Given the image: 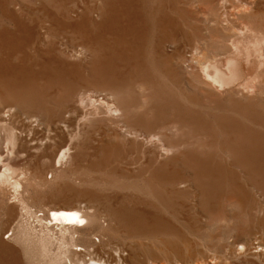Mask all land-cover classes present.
I'll list each match as a JSON object with an SVG mask.
<instances>
[{"label": "bare ground", "instance_id": "obj_1", "mask_svg": "<svg viewBox=\"0 0 264 264\" xmlns=\"http://www.w3.org/2000/svg\"><path fill=\"white\" fill-rule=\"evenodd\" d=\"M24 1L0 0V10L14 18L17 17L18 12L22 15H29L31 8L28 7V2L25 5ZM93 1L55 0L56 9L46 4L38 8L45 22L49 24L47 31L50 34L54 33L56 36V33L59 35L64 30H70L69 32L77 35L81 34L84 43L80 50L83 52L84 48L83 54H89L92 57V60L88 61L89 64L85 65L90 74L87 72L85 76L80 74L84 70L81 63L66 62L68 64L64 65L57 55L54 58L47 49L43 50L40 55L38 54V58L31 57L28 48L33 49V45L37 43L35 41L38 39L39 30L37 24H27L26 17L18 19L21 17L19 15L14 20L17 24L14 32L0 31V203L8 205L10 217L9 224L7 223L9 227H1L0 236L3 235V239L11 238L16 242L14 246L11 242L0 238V264H86L88 261L86 256L98 252L101 246L91 243V235L79 232V229L88 223V214L81 210L79 203L88 200L93 204L94 201H101L102 198L95 197L92 193L78 194L70 188L57 201H52L51 204L49 202L44 208L33 209L22 200L20 193L22 180H25V173L20 169L21 164L28 170H32L35 176L42 180L45 167L43 168L41 160L55 159L54 164L58 166L57 164H60L62 160L71 158L78 144L77 141H80L81 134L84 135L82 133L84 128H86L88 138H98L101 143L99 150L105 157L130 153V156H133L131 160L134 158L137 160L139 154L143 155L146 158L143 169L150 174L149 181L152 182L151 188L155 197L161 198V201L170 203L173 207L184 209L185 205L177 201L181 200L177 199L179 198L177 190H173L174 193L171 192L173 195H168L164 191H161L162 193L156 191L155 179L160 175L158 173L163 166L154 161L160 154L152 148L153 143L162 141V135L169 128L174 129L169 130L175 131L176 134L179 133L182 138L169 141V143L166 141L167 144L162 143L163 150L169 152L186 139L189 140L191 128L205 130L208 132L206 136L211 138L215 135L214 129L217 125L216 129L219 128L223 141L216 142L224 144L231 154L242 161L253 175V177L250 176L252 179L258 173L260 177L253 180V184L264 192V109H255L247 103L245 105L242 97L248 96L250 101L256 99L255 96L264 95V29L257 30L248 28L246 25L245 30H241L238 36L231 39L232 48L230 50L222 55L215 52L217 55L209 60L197 59L196 64H190L192 70L195 68L193 75L196 76V81H200L204 86L202 87L203 97L213 99L212 104L215 106L213 111L221 109L225 112L221 105L224 104L223 101L228 100L232 106L227 112L214 115L208 111L214 116L211 117L213 121L209 122L195 110L199 104L196 97H190L182 92L180 93V97L184 98L182 101L183 99L174 96L175 94H169L164 88L153 83L154 89L150 92L151 98H149L151 115L145 117L144 114H139L132 109L131 97L126 93L127 89L125 90L130 85L129 82L127 85L129 78L127 76L130 73L122 71L134 61L132 44L135 42V45H138L139 43L138 46L142 48L150 37L149 34L147 35L148 29H157L162 30L161 32L167 31L168 34L161 36L158 34L155 37L157 38V54L162 56L166 54V57L171 58V54L165 47L172 45L177 47L179 62H194V56L192 54L187 58L181 52L182 37H179L181 30L177 29L178 25L166 12L167 10L165 12L162 10L163 7L159 10L154 8L149 13L145 12V7L142 6L143 18H138L136 0H101L99 10L93 7ZM158 1H160L159 4L162 3L161 0ZM103 6L109 10L107 14ZM247 8L232 14L238 18L240 15L253 13L247 12ZM111 12L125 17L126 23L118 21ZM118 23L122 37L117 32ZM135 24L138 27H135ZM130 32L134 35H128ZM138 46L135 50L141 53ZM220 61L228 68V76L217 66ZM63 72L78 74L62 77ZM141 80L144 82V79ZM63 81L65 82L64 87ZM233 83L235 85H229ZM227 93H240L241 98L238 97L239 95L236 98V94L228 95ZM198 97L200 98L199 95ZM191 104L195 107L192 108ZM123 115L125 120L121 119ZM100 119H106L109 127L107 126L106 129L102 127L103 130L95 132L94 135L90 131L92 121L97 122ZM121 121H125L127 123L124 122L125 126H129L130 129L124 128ZM142 121L158 128L157 132L144 135L152 144L149 148H144L146 145L143 146L144 142H141L144 136L138 132L136 127V124ZM81 128L84 130L82 131ZM42 130L46 133L43 137L40 134ZM104 137L107 138L106 141H103ZM190 155L185 152L181 157L173 156L170 159L187 161L189 165L190 162L196 163L189 158ZM17 160L22 161L20 165ZM192 165L200 167L194 173L193 181L200 186V196L205 206L217 195L219 196L226 182H229L238 192L247 195L237 173H225L226 170L223 169L224 172L219 168H204L200 162ZM177 181L178 184L188 185L186 183L188 180ZM11 192L12 196H8ZM175 192H177L176 196ZM88 204L87 208L90 207ZM121 209H111V214L120 219L122 224L133 226L136 229L135 232L156 234L154 225L160 224V221L153 214L154 211L137 208L142 219L138 215L136 216L138 222L129 223L130 214L134 210L128 208L126 218H122ZM187 215L184 216L185 219ZM54 227H59L58 231ZM84 236L86 237L85 244L79 245L78 241Z\"/></svg>", "mask_w": 264, "mask_h": 264}, {"label": "rangeland", "instance_id": "obj_2", "mask_svg": "<svg viewBox=\"0 0 264 264\" xmlns=\"http://www.w3.org/2000/svg\"><path fill=\"white\" fill-rule=\"evenodd\" d=\"M24 2L25 5L28 2L27 5L31 8V11H29L31 13L29 15L23 14L25 15L23 16L18 12L16 16H21L18 19H25L24 17H26V23L30 25L37 24L39 30L37 32L38 39L35 41L37 43L33 45V49L32 47L28 48L29 55L38 58L40 53L47 49L54 58L57 55L64 65L71 62L81 63L84 70L80 74L83 76L88 74L89 71L86 66L89 64L88 61L92 60V57L89 54H83L84 48L82 49L83 52L80 50L82 43H84V39L80 36L81 34L78 33L77 35L69 32L70 30H64L59 35L55 31V36L54 33L50 34L47 31L49 24L47 21L45 22V18L38 8L46 4L56 9L57 3L55 0H25ZM136 2L138 18H143L141 15L142 6L143 8L145 7L144 11L149 13L154 8L159 10L163 7L162 10L164 12L167 10L166 12L178 25L177 29L181 30L180 33L182 35H179V37H182L180 42L181 52L187 58L193 54L194 62H179L178 57L180 56L178 55L177 47L172 45L165 47L167 52L171 54V58L166 57V54L163 56L159 55V53L157 54V38L155 37L158 34L159 36L168 35L167 31L161 32L162 30L148 29L149 33L147 32V35L149 34L150 37L142 48L138 46L139 43L138 45H135V42L132 44V51L135 54L132 53L134 61L130 64L135 66L132 68L129 64L122 71L123 73H130L127 76V78L129 77L127 85L128 82L130 85L125 90L127 89L126 93L131 97L132 109L139 114H144L145 117L151 115L149 98H151L150 92L153 91L154 85L161 86L169 94H175L174 96L179 97L181 100L183 99L182 101H184V98L180 97L182 92L190 97H196L199 104L196 107L191 104L192 108L195 107V110L209 122L213 121L211 117L214 116L209 114L208 111H211L214 115H221L231 109L232 103L226 100L221 105L225 112L218 108V111H213V108H215L214 104H212L213 99L203 97L204 91L202 87L204 88V86L200 81H196V76L193 75L195 68L192 70L190 64H196L197 59L209 60L215 57L217 53L222 55L230 50L232 48L231 39L238 36L241 30H245L246 25L248 28L263 30L264 0H161L163 5L162 3L159 4L160 1L158 0H136ZM100 4L101 0L92 2L93 7L97 10H99ZM103 7L106 10L105 14H107L109 10L105 6ZM246 7H248L247 12L253 13L240 15L239 19L232 14L246 9ZM111 13L114 14L118 21L126 23L125 17ZM17 17L9 16L7 12L4 13L0 10V31L9 30L14 32L17 25L14 20ZM118 26L119 23L117 32L122 37ZM135 27H138V25L135 24ZM57 31L59 32V30ZM128 35L134 34L130 32ZM50 45L53 46L51 47ZM136 46H138L137 48H139L141 53L135 50ZM49 47L50 49H48ZM77 49L79 52L76 53ZM74 51L76 55L73 54ZM217 66L228 76V68L222 61L218 62ZM71 74L78 73L63 72L62 77ZM141 79H144V82ZM64 84L65 82L63 81V87ZM229 85L233 86L235 84ZM235 94L236 98H241L240 93ZM242 97L245 105L249 104L255 109H264V95L262 97L260 95L255 96L256 99H251L250 101L247 98L248 96ZM124 118L123 115L121 119L123 120ZM105 120L100 119L97 122L93 120L90 131L95 135V132L103 130L102 127L106 129L108 125ZM121 122L124 128L130 129L129 126H125V121V123ZM215 126L218 127L217 125ZM136 127L143 136H147L150 132L158 131L157 127L154 128L155 125H148L145 121L136 124ZM216 127L214 129L215 135L211 137L212 139L206 136L208 132L205 130L191 128L192 132L189 134V140L186 139L187 142L183 141L182 144L172 148V150L170 149L169 152L163 150L161 147L162 143H166V141L169 143V141L182 138L179 133L176 134L175 131H171L174 129L169 128L171 130L168 129V133L164 132L161 137L162 141L158 142L161 145L155 141L152 146L147 141L148 137H140L141 139L143 138V141L141 140V142H144L143 146H147L144 148L152 146L160 154L156 158L157 161L154 160L156 164L163 166V168H160L158 173L160 175L157 176V180L155 179L156 191H164L168 195H173V190H177L179 192V198L177 199H181L177 201L185 205L183 206L184 209L173 207L170 203L163 202L161 198L155 197L151 188L152 182L149 181L151 179L149 178L150 174L143 169L146 164V158L143 155L139 154L137 160L135 158L131 160L133 156H130V153L105 157L102 151L99 150L101 143H99L98 138H88L86 128H84L85 130L83 129L84 131L81 128L83 131L81 132L84 135L81 134L80 141L76 140L79 146H75V152L71 158L62 160L60 164H57L58 166L54 164L55 159L46 158L41 160L43 168L45 167L44 180L38 179L32 170H28L26 166L21 164L20 169L25 173V180H22V188L20 190L21 198L33 209L44 208L49 202L51 204L52 201H57L70 188L78 194L83 192L92 193L95 197L102 198L101 201L105 204L99 200L94 201L93 204L88 200L79 203L80 208L82 207L81 210L88 214V223L82 229L80 228L79 232L91 235V243L95 246H101L98 252L91 254L92 256H86V260L88 259L86 264H264V192L253 184V180H257L260 176L257 173L255 178L252 179L253 175H251L249 169L247 170L242 161H239L237 156L231 154L224 144L216 142L223 141V135L218 130L219 128L216 129ZM253 127L256 128L257 126ZM194 129L197 131L196 133ZM40 134L42 137L44 134L46 135L43 130L40 131ZM106 140L107 138L104 137L103 141ZM179 151L181 152L179 153ZM185 152L191 154L189 156L190 159L196 163L200 162L201 165L203 164L204 168H219L226 170V172L223 170L225 173H237L236 175L239 176L240 183L244 186L243 189L244 192H247V195L245 196L243 193L238 192L229 182H226L222 186L219 196L217 195L212 202L205 206L200 196V186H197L193 181L194 173L200 167H194L192 164L195 165L196 163H191L190 161L189 165L187 161L182 162L179 160V162L178 160L170 159L173 156L181 157ZM17 161L19 165L22 162H19L20 160ZM132 161L134 163H130ZM161 171L162 173H160ZM175 179L188 180L186 182L188 185H184V183L178 184ZM12 194L11 192L8 196H12ZM176 195L177 192H175ZM87 204L90 207L87 208ZM117 208H122V218H126L128 208L134 210L130 214L129 223L138 222L136 217L138 215L142 219L137 208L150 212L154 211L153 214H155L157 219L159 218L158 221L162 225H154L155 235L145 234L142 231L135 232L136 229L133 226H125L120 219L111 214V209ZM8 209V205L0 203V228L3 226L9 227L10 217ZM185 213L188 214H186L187 219L184 217L186 216ZM54 229L58 231L59 227H54ZM161 229L162 231H160ZM0 238L3 239V235ZM3 240L16 246V242L12 241L11 238H4ZM85 242V236L78 241L79 245H83ZM89 256H91L92 260H89Z\"/></svg>", "mask_w": 264, "mask_h": 264}]
</instances>
